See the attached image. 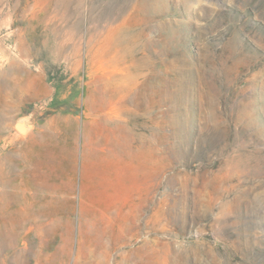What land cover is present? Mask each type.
Segmentation results:
<instances>
[{
	"label": "rangeland",
	"instance_id": "1",
	"mask_svg": "<svg viewBox=\"0 0 264 264\" xmlns=\"http://www.w3.org/2000/svg\"><path fill=\"white\" fill-rule=\"evenodd\" d=\"M10 210L0 264H264V0H0Z\"/></svg>",
	"mask_w": 264,
	"mask_h": 264
},
{
	"label": "bare ground",
	"instance_id": "2",
	"mask_svg": "<svg viewBox=\"0 0 264 264\" xmlns=\"http://www.w3.org/2000/svg\"><path fill=\"white\" fill-rule=\"evenodd\" d=\"M11 104V103H10ZM16 106V105H15ZM19 130L20 131H25V129H24V127L23 126H21V125H19ZM26 131H27V128H26ZM24 133H26V132H24ZM6 203H8V201L5 199V195H4V197H3V204H6ZM12 203V202H11ZM7 205V204H6ZM108 207V206H107ZM122 207V206H121ZM125 208V207H124ZM111 210V209H110ZM10 211H12V210H10ZM10 216H12V218H13V220H14V222H12L11 224H10V222H8L7 221V219L6 218H4V217H6V216H0V244L2 243V240H4V238H5V240H6V242H8V243H10V244H13V240H14V238H16V230H15V227L13 228L12 226H14L15 224H16V217L14 216V214H13V211H12V213L10 214ZM113 217V216H112ZM131 217V216H130ZM121 219V218H120ZM114 220V219H113ZM136 220V219H135ZM111 223H112V221H111ZM27 224H28V221H24L23 222V224H22V227L24 228V231H25V227H27ZM116 224V223H115ZM16 226H17V224H16ZM112 228V227H111ZM119 229V228H118ZM124 229H126V228H124ZM106 230V229H105ZM109 230V229H108ZM113 231H114V229H113ZM118 231V230H117ZM116 231V232H117ZM105 235V234H104ZM106 236V235H105ZM118 237V236H117ZM117 237H115V238H117ZM119 240H120V238H118ZM122 239V238H121ZM107 240V239H106ZM117 240V239H116ZM115 240V241H116ZM122 241V240H121ZM117 243H119V242H117ZM111 244H112V242H111ZM103 245H105V244H103ZM117 246V245H116ZM113 247H115V246H113ZM112 248V247H111ZM114 249V248H113ZM0 252H1V249H0ZM93 252V251H92ZM110 252V251H109ZM103 253H105V252H103ZM102 253V254H103ZM106 255V254H105ZM100 256V255H99Z\"/></svg>",
	"mask_w": 264,
	"mask_h": 264
}]
</instances>
